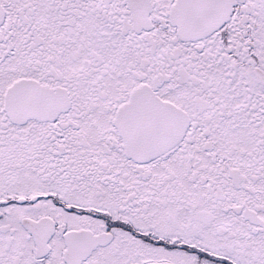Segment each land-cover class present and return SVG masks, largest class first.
Listing matches in <instances>:
<instances>
[{"label": "snow or ice", "instance_id": "1", "mask_svg": "<svg viewBox=\"0 0 264 264\" xmlns=\"http://www.w3.org/2000/svg\"><path fill=\"white\" fill-rule=\"evenodd\" d=\"M0 264H264V0H0Z\"/></svg>", "mask_w": 264, "mask_h": 264}]
</instances>
